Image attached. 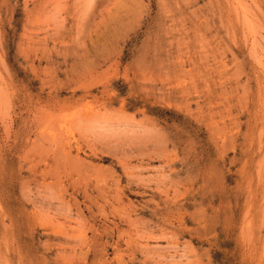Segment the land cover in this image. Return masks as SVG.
Wrapping results in <instances>:
<instances>
[{"label": "rangeland", "instance_id": "374dc122", "mask_svg": "<svg viewBox=\"0 0 264 264\" xmlns=\"http://www.w3.org/2000/svg\"><path fill=\"white\" fill-rule=\"evenodd\" d=\"M0 264H264V0H0Z\"/></svg>", "mask_w": 264, "mask_h": 264}]
</instances>
